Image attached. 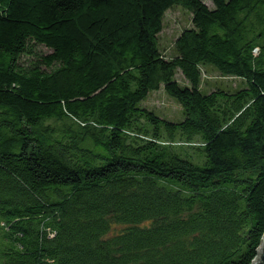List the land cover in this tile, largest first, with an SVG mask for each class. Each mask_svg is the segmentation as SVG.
<instances>
[{
  "label": "trees",
  "instance_id": "16d2710c",
  "mask_svg": "<svg viewBox=\"0 0 264 264\" xmlns=\"http://www.w3.org/2000/svg\"><path fill=\"white\" fill-rule=\"evenodd\" d=\"M212 2L0 0V264L259 260L264 0ZM202 65L245 86L203 93ZM162 85L181 120L141 106Z\"/></svg>",
  "mask_w": 264,
  "mask_h": 264
},
{
  "label": "rangeland",
  "instance_id": "374dc122",
  "mask_svg": "<svg viewBox=\"0 0 264 264\" xmlns=\"http://www.w3.org/2000/svg\"><path fill=\"white\" fill-rule=\"evenodd\" d=\"M208 8H213L212 0H201ZM192 27V13L182 6L175 5L168 9L163 17L162 30L158 34V48L166 59L175 56V41L185 28ZM37 49L44 54L51 51L43 46ZM201 80L199 89L203 93L211 92L215 89L226 91L238 90L245 86V82L233 76H224L220 74L213 66H200ZM176 81L181 85H187V81L182 76L180 70H176ZM141 106L152 110L157 116L170 120L179 121L183 118L181 105L172 98L165 90L163 85L158 91L148 94ZM120 226L114 227V231H119Z\"/></svg>",
  "mask_w": 264,
  "mask_h": 264
},
{
  "label": "water",
  "instance_id": "95a60500",
  "mask_svg": "<svg viewBox=\"0 0 264 264\" xmlns=\"http://www.w3.org/2000/svg\"><path fill=\"white\" fill-rule=\"evenodd\" d=\"M252 264H264V238H263L262 245L260 248L259 260H254Z\"/></svg>",
  "mask_w": 264,
  "mask_h": 264
}]
</instances>
